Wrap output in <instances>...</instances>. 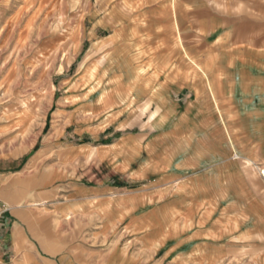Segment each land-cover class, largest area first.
I'll return each mask as SVG.
<instances>
[{"label":"crops","instance_id":"obj_1","mask_svg":"<svg viewBox=\"0 0 264 264\" xmlns=\"http://www.w3.org/2000/svg\"><path fill=\"white\" fill-rule=\"evenodd\" d=\"M149 2L100 125L0 176V264H264V0Z\"/></svg>","mask_w":264,"mask_h":264},{"label":"rangeland","instance_id":"obj_2","mask_svg":"<svg viewBox=\"0 0 264 264\" xmlns=\"http://www.w3.org/2000/svg\"><path fill=\"white\" fill-rule=\"evenodd\" d=\"M149 1L0 0V176L18 184L3 195L25 200L28 189L45 188L41 158L30 180L26 167L44 140L65 144L72 129L100 125L94 103L113 75L110 56L145 24ZM60 151L52 148L51 159Z\"/></svg>","mask_w":264,"mask_h":264}]
</instances>
